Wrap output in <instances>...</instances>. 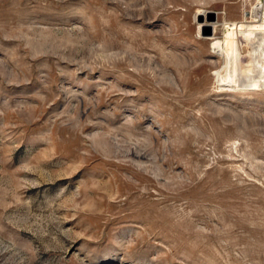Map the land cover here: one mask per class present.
<instances>
[{
    "label": "rangeland",
    "instance_id": "374dc122",
    "mask_svg": "<svg viewBox=\"0 0 264 264\" xmlns=\"http://www.w3.org/2000/svg\"><path fill=\"white\" fill-rule=\"evenodd\" d=\"M256 21L264 0H0V264H264V87L216 75Z\"/></svg>",
    "mask_w": 264,
    "mask_h": 264
},
{
    "label": "bare ground",
    "instance_id": "6f19581e",
    "mask_svg": "<svg viewBox=\"0 0 264 264\" xmlns=\"http://www.w3.org/2000/svg\"><path fill=\"white\" fill-rule=\"evenodd\" d=\"M255 15L260 16L258 12ZM259 26L256 21L253 24L236 23L233 27L232 37L238 47L240 62L216 71L227 85L252 89L264 87V28Z\"/></svg>",
    "mask_w": 264,
    "mask_h": 264
}]
</instances>
